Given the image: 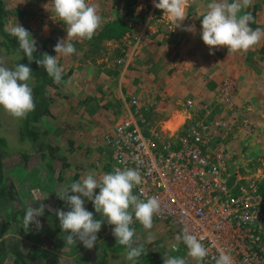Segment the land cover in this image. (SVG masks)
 Returning a JSON list of instances; mask_svg holds the SVG:
<instances>
[{
    "label": "rangeland",
    "instance_id": "1",
    "mask_svg": "<svg viewBox=\"0 0 264 264\" xmlns=\"http://www.w3.org/2000/svg\"><path fill=\"white\" fill-rule=\"evenodd\" d=\"M5 1L9 9L5 20L8 32L16 23L22 25L40 49L55 47L58 39L67 38L66 25L52 11L51 0ZM87 2L97 7L102 23L91 39H72L75 53L57 56L63 81L50 89L51 114L35 128L38 143L45 150L35 149L29 139L21 141L22 119L0 108V135L9 142V154L4 158L8 181L15 185L26 209L31 204L38 208L41 202L51 207L37 217L42 228L34 225L32 237L21 243L32 264H131L124 258L126 251L110 248L115 241L114 225L102 224L91 249L79 241L66 246L55 214L58 208L69 210L57 196L65 186L89 173L99 177L111 172V153L98 142L124 116L121 91L135 93L142 105H150L147 119L152 125L184 113L189 98L197 103L189 112L193 120L205 114L206 109L213 117H234L227 143L228 149L236 153L231 170L236 182L255 180L259 193L264 194V64L258 65L259 60L264 62V55L250 54L253 65L247 69L237 65L240 59L236 53H228L226 47L204 53L208 46L200 33L202 14L207 9L202 0H189L186 19L179 28L154 7L153 0ZM190 26L194 31L185 30ZM250 26L253 28V24ZM256 27L264 29L259 22ZM259 43L263 45L264 39ZM0 55L9 68L18 57L3 46ZM255 56L260 59L254 60ZM119 59L123 64L118 63ZM33 82L32 77L28 82L31 87ZM224 83H230L232 88L227 102ZM25 151L31 153L30 158L23 157ZM94 192L98 194L99 189ZM83 199L84 207L100 219L92 202ZM16 207L6 201L1 214L6 217ZM13 235L14 228L5 235L10 245ZM178 235L162 224L148 230L135 229L134 244L140 243L146 249L138 264H153L152 254L157 262L154 264H163L166 256L184 258L181 248L172 247L178 243ZM178 245L181 247V242ZM14 260L10 250L5 264H15ZM186 264L197 263L191 260Z\"/></svg>",
    "mask_w": 264,
    "mask_h": 264
},
{
    "label": "built area",
    "instance_id": "2",
    "mask_svg": "<svg viewBox=\"0 0 264 264\" xmlns=\"http://www.w3.org/2000/svg\"><path fill=\"white\" fill-rule=\"evenodd\" d=\"M223 86L227 102L232 88L230 83ZM121 99L124 116L98 145L111 153V172L139 169L142 183L133 194L161 202L153 227L162 224L175 234L187 230L203 237L209 255L202 262L194 260L197 264H215L221 249L230 255L232 264H264V194L259 193L255 180L236 182L231 170L236 153L227 143L234 117H213L206 109L193 120L189 112L197 103L189 98L181 113V127L173 128L165 121L152 125L147 119L150 105H142L137 94L121 91ZM131 227L146 230L135 219ZM179 248L186 261L193 260L182 242L175 250Z\"/></svg>",
    "mask_w": 264,
    "mask_h": 264
},
{
    "label": "clouds",
    "instance_id": "3",
    "mask_svg": "<svg viewBox=\"0 0 264 264\" xmlns=\"http://www.w3.org/2000/svg\"><path fill=\"white\" fill-rule=\"evenodd\" d=\"M51 3L52 11L66 25L67 38L58 39L54 47L56 56L45 53L42 59H36L35 62L46 70L56 84H60L63 69L58 66L57 56L75 53L72 39H91L100 27L102 17L98 14L97 7L89 4L87 0H51ZM153 5L162 10L163 15L179 28L186 19L185 10L189 0H153ZM251 5L252 0H211L206 5L207 10L202 14L200 35L210 51L223 46L228 49V53L247 52L264 39V29H253L250 23L254 22V17L251 12L244 11ZM185 30L194 31V26ZM11 35L17 38L19 49L32 61L36 41L30 32L16 23L11 28ZM31 73V68L24 64L6 67L5 61L0 58V108L14 118H26L35 110L32 87L28 83L32 78ZM141 183L142 176L138 168H115L99 177L89 173L65 186L56 195L65 202L69 210H55L61 232L64 233L65 245H76L79 241L85 248H93L97 233L102 224L107 222L108 225H114L112 234L117 244L127 249L124 253L125 260L138 264L146 249L142 245L133 246L135 229L131 225L135 219L144 229H151L153 216L161 210V202L156 197L145 200L133 194V189ZM95 189H99L98 194L94 192ZM83 198L92 202L95 213L100 214V219H95L94 214L84 207ZM45 208L51 210L49 205L42 202L38 208L29 205L22 217L25 228L33 224L37 229L42 228L37 217L44 214ZM151 239L153 237L150 235L149 240ZM176 240L186 246L187 256L197 262H202L209 255V249L202 243L203 237L198 238L184 230ZM178 243L173 246L174 250ZM214 259L215 264H232L230 255L222 249ZM163 264H186V260L182 257L166 256Z\"/></svg>",
    "mask_w": 264,
    "mask_h": 264
},
{
    "label": "trees",
    "instance_id": "4",
    "mask_svg": "<svg viewBox=\"0 0 264 264\" xmlns=\"http://www.w3.org/2000/svg\"><path fill=\"white\" fill-rule=\"evenodd\" d=\"M8 14L9 9H7L6 1L0 0V46H3L7 50V52L14 53L18 56L14 60V66L18 63L29 66L32 70L31 76L34 79L32 91L36 107L34 111L30 112L26 116V118L22 119V125L20 128L21 141L29 139L33 142V147L35 149L45 150L46 147L41 144L40 146L38 143V133L35 128L36 124L39 123V121L43 117L51 114L52 97L49 91L51 88L59 87L61 83L56 84L54 80L48 76L46 70L43 67L37 65L35 60L42 59L43 54L45 53L55 56L54 47L47 48L46 46H44V48L41 49L36 47V51L33 53V60L29 61L27 56L24 55L23 51L19 49V43L17 38L11 35V32H8L5 28V20ZM208 49L209 47H207L204 53H206ZM58 66L60 67L59 62ZM8 148V139L5 136L0 135V264L6 263L10 250L14 254L15 264H32L28 260L27 253L21 247V243H23L25 239H30V237H32L33 226L35 224L31 225L29 228H25L22 220V217L26 211L25 204L17 194V189L15 185L10 183V181H8L7 179V175L5 173L4 158L5 156H7V154H9ZM22 153L25 159H28L31 156L30 152L25 151ZM45 188L49 189L48 186H45ZM6 201H12L13 204L17 205V207L10 214L4 217L1 214V207L4 203H6ZM11 228H14V235L12 238L10 237L13 240L12 245L7 243V237L5 236L7 233H9ZM114 240V243L110 245V248L112 250H127L124 246L117 244L115 237ZM139 245L141 244L135 243L133 246ZM153 257L154 254H152L151 257V263H157Z\"/></svg>",
    "mask_w": 264,
    "mask_h": 264
},
{
    "label": "crops",
    "instance_id": "5",
    "mask_svg": "<svg viewBox=\"0 0 264 264\" xmlns=\"http://www.w3.org/2000/svg\"><path fill=\"white\" fill-rule=\"evenodd\" d=\"M210 2H211V0H202V4H204V5H207ZM244 11H248V12L252 13V15L254 17V22H252L253 29L257 28L256 27L257 22L264 25V0H252L251 7L245 9ZM250 25H251V23H250ZM217 50H218V48H217ZM252 53L253 54L255 53L256 55L257 54L264 55V44L260 45V43H259V45L258 44L255 45L254 47L249 49V51H247L246 54H244L243 52H236V58H239L241 61V62L239 61V64H237V65H243L244 67H247V69H249L251 67V64L253 65V63L249 61L250 60V54H252ZM259 59H260V56L259 57L255 56V58H254V60H259ZM216 61H219V60L217 59ZM236 62H237V60H236ZM216 64H218V62ZM262 64H264L263 60H259L258 65L261 67ZM259 88H258V90L256 89V91H255L256 93L259 92ZM182 117H183V114L178 113L177 117L173 116V117L168 118L167 120L165 119L164 121L167 125L171 121L173 128H179L182 126V123H183Z\"/></svg>",
    "mask_w": 264,
    "mask_h": 264
}]
</instances>
